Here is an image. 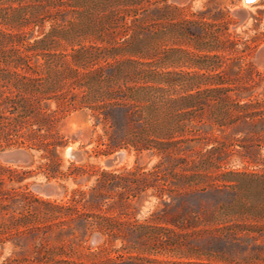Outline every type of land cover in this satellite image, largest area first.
<instances>
[{
	"label": "trees",
	"instance_id": "1",
	"mask_svg": "<svg viewBox=\"0 0 264 264\" xmlns=\"http://www.w3.org/2000/svg\"><path fill=\"white\" fill-rule=\"evenodd\" d=\"M86 1L71 0L70 4L64 0H0V149L25 146L43 152L49 157L43 166L48 180L83 178L89 173L85 165L71 163L66 173L60 169L58 149L64 140L56 127L72 111L87 109L95 125H102L108 137L105 152L132 147L138 152L158 154L162 161L148 171L140 167L98 170L84 179L87 182L96 175L91 187L74 189L66 201L39 199L48 206L44 213L47 222L42 224L33 222L30 212L3 216L9 212V205L18 203L27 192L5 189L2 175L5 171L15 174L17 170L0 165V242L10 232L40 234L46 240L51 228L57 226L61 235L69 234L78 246L72 243L66 250L37 248L32 258H23L19 263L11 259L4 264H224L220 263L226 262L223 252H208L217 262H205L200 260L201 253L186 252L183 245L188 238L224 240L229 235L240 236L241 242L243 238H264V187L255 188L261 176L235 170L213 174L212 170L220 168L224 161L221 153L214 155L218 148L211 147L205 156L194 151L191 144H200L203 139L196 121L208 107H214L211 116L221 128L239 119L264 121V103L252 98L257 84L255 73L259 74L247 61L252 45L244 42L238 50L237 41L231 38L228 45L218 35L221 28L204 20L201 31L209 38L189 40L193 49L174 50H183L190 56L188 65L193 70L160 69L165 58H159L157 50H152L153 44L143 37L121 42L106 40L103 45L84 43L95 30L90 32L89 25L68 20L64 14L68 6L78 9ZM99 3L96 2L101 7ZM149 5L159 13L151 16L154 20L173 18L178 10L167 0H104L102 8L109 11L107 16L112 20L130 18L136 22L150 17ZM47 21L51 22L49 28L45 27ZM172 27L180 24L173 22ZM185 30V35L195 37L190 27ZM145 57L154 60L145 61ZM232 59L244 62L239 66L238 78L229 75L234 70V65L228 63ZM238 83L241 85L233 88ZM242 99L247 100L241 103ZM17 174L12 178L16 182L25 179ZM228 187L234 188L236 194L243 191L246 199L223 204L218 210H204V215L201 208L196 210L185 200L209 188L220 191ZM149 189L182 215L157 214L153 218L157 225L131 220L125 212L128 200ZM251 193L261 199L250 200ZM166 194L170 203L163 199ZM232 212L247 213L255 222L232 225L226 220ZM54 220L57 222L52 223ZM95 235L100 239L96 249L83 245ZM116 240L122 241L121 250L126 253L111 256V251L120 250L111 248ZM168 253L179 258L159 257ZM181 255L195 259L184 260Z\"/></svg>",
	"mask_w": 264,
	"mask_h": 264
},
{
	"label": "rangeland",
	"instance_id": "2",
	"mask_svg": "<svg viewBox=\"0 0 264 264\" xmlns=\"http://www.w3.org/2000/svg\"><path fill=\"white\" fill-rule=\"evenodd\" d=\"M64 1L71 4V0ZM96 2H100L101 7H98ZM167 3L176 6L178 10L173 18L162 20L151 19V16L154 17L159 14L153 10L154 5L147 7L150 17L144 21L131 22L130 18L127 20L125 18L112 20L110 16H107L109 11L106 8H102L104 0H87L85 5L78 9L68 6L64 15L68 20L83 21L85 25L91 27L90 32L95 30L94 33L83 40L84 43L103 45L107 44L106 40L121 42L125 38L136 39L137 37H143L153 44L152 50H157L159 58H165L164 62L166 63L160 65V69L167 70L175 67L177 70L185 71L193 70V67L188 65L190 56L183 50L175 52V48L193 49L188 43L189 40L209 38L208 36H203L201 28L204 27V20L212 21L216 24V28H221L218 35L221 39H226L228 45V38L237 41L235 47L238 50L242 48L244 42H249L252 45V52L247 61L251 62L259 73H255L257 84L253 89L252 98L255 101L264 103V0H255L250 3H246L245 0H167ZM8 5L9 3H4L3 6ZM14 5H18V2H15ZM76 10H82V13L78 14ZM7 11L10 12L11 10ZM144 14L141 15V18H143ZM187 20L192 22L189 24ZM173 22H178L180 27H172ZM50 25L51 22L47 21L45 27L49 28ZM188 27L191 28L195 37L183 33ZM102 37L105 41H102ZM226 54L230 56L228 51H226ZM143 60L152 61L154 58L145 57ZM173 61L175 63H172ZM229 62L234 65V70L229 71V75L238 78L241 72L239 66L243 65L244 62L241 59L228 60ZM172 64L174 65L172 66ZM240 85L241 83L233 84L232 86L237 88ZM246 100L242 99L241 103ZM213 109L214 107H208L196 121L197 127L201 128L203 139H201L200 144H191L194 151H200L202 155L207 156V151L211 147H217L218 149L214 152V155L221 153L224 161L220 168L212 170L213 174L228 170L257 172L261 176V183L255 182V188L264 187V121L239 119L234 124L221 128L211 116ZM56 131L64 140V145L58 149L62 160L60 169L66 173L70 164L73 163L77 166L85 165L89 169V173L83 178L77 177L76 180L72 177L68 179L57 177L56 179L48 180L44 174L43 166L49 161V157H45L43 152L25 146H11L0 149V165L17 170L20 175L25 176L23 181L16 182L12 178L18 175L17 172L12 174L10 171H5L2 175L4 178L3 187L12 191L15 189L27 192L25 196L18 199L20 200L18 203L9 205V212L3 213L5 218L12 214L20 216L22 213L30 212L33 213V222L36 224L45 223L47 221L44 213L48 206L38 201L39 199L56 200L57 203L62 202V200L66 201L74 189L91 187L95 183L96 175H92L87 182L84 179L98 170L123 171L140 167L148 171L159 161H162L161 156L158 154H153L148 150L138 152L132 147L118 148L110 153L105 152L108 137L105 135L102 125H95V120L87 109L72 111L66 115L59 121ZM70 147L74 151H78L81 157L76 158L68 155L67 152ZM18 151H21L22 154L16 153ZM120 151H125L126 156L124 159L113 165L106 164L105 160L107 158ZM12 152L15 153L10 157H5L7 153ZM165 163L168 164V161ZM39 182L56 184L60 187V192L52 195L39 192L34 188V185ZM218 183L220 184L221 182ZM250 197V200L261 199L258 196H253L252 193ZM115 198L119 199L117 193ZM263 198L264 195H262ZM163 199L170 203L171 199L168 198L167 194ZM244 199L246 197L243 191L236 194L235 189L230 187L223 188L220 191L209 188L205 193L191 194L185 197L189 205L194 206L196 210L202 209V215H204V210H218L223 204L232 205ZM128 202L130 204L125 209V212L129 214L131 220L139 224H159L153 220L157 214H164L165 216H170V214L182 215V212L174 207L166 206L153 189L147 190L140 197L130 199ZM1 220L2 217L0 216ZM226 220H230L229 223L232 225L255 222L247 213L238 212L229 213L226 215ZM54 222H57V220L52 221V223ZM2 238L4 239L0 242V264H4L11 259L14 260L13 263H19L23 258H32L37 248L50 247L66 250L73 243L69 234L61 235L59 233L57 226L51 228L46 240L42 239L40 234L16 235L12 232L6 233ZM240 239V236L233 238L229 235H226L224 240L208 237L196 241L193 238H188L185 241V245H183V249L184 251L189 250L190 252L201 253L200 260L205 262H217L216 259L207 255L208 252H223L226 255V262L220 263L264 264V238L260 237L256 241L243 238L242 242ZM99 244L100 239L97 235L93 236L87 243L83 242V245H91L93 250ZM73 245L78 247L77 240ZM121 246V240L114 241L111 248L120 250L111 251L110 255L125 254L126 251L121 250ZM159 257L178 259L179 255L168 253ZM182 258L184 260L195 259L193 256H183Z\"/></svg>",
	"mask_w": 264,
	"mask_h": 264
},
{
	"label": "water",
	"instance_id": "3",
	"mask_svg": "<svg viewBox=\"0 0 264 264\" xmlns=\"http://www.w3.org/2000/svg\"><path fill=\"white\" fill-rule=\"evenodd\" d=\"M254 0H246L245 2L246 3H250V2H253ZM15 152H12V153H7L5 155V157H10L12 154H14ZM18 154H22L21 151H18L16 152ZM68 155H70L71 157H76V158H80L81 157V154L78 152V151H74L73 150V153L71 152H67ZM121 155L123 156H126V153L125 151H120L118 152L117 154L113 155L112 157H109L105 160L106 164L108 165H113V164H116L118 163L119 161L122 160L121 158ZM34 188L39 191V192H43L44 194H47V195H52V194H55V193H59L60 192V187L56 184H53V183H47V182H39V183H36L34 185Z\"/></svg>",
	"mask_w": 264,
	"mask_h": 264
},
{
	"label": "bare ground",
	"instance_id": "4",
	"mask_svg": "<svg viewBox=\"0 0 264 264\" xmlns=\"http://www.w3.org/2000/svg\"><path fill=\"white\" fill-rule=\"evenodd\" d=\"M245 1H246V0H245ZM254 1H255V0H254ZM68 152H70V153L72 152V153H73V149H72V147L69 148ZM121 158L124 159L125 156L121 155Z\"/></svg>",
	"mask_w": 264,
	"mask_h": 264
}]
</instances>
